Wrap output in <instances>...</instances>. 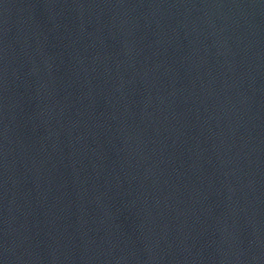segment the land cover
I'll use <instances>...</instances> for the list:
<instances>
[{"label": "water", "instance_id": "water-1", "mask_svg": "<svg viewBox=\"0 0 264 264\" xmlns=\"http://www.w3.org/2000/svg\"><path fill=\"white\" fill-rule=\"evenodd\" d=\"M0 264H264V0H0Z\"/></svg>", "mask_w": 264, "mask_h": 264}]
</instances>
